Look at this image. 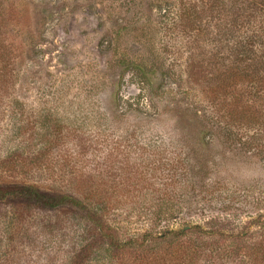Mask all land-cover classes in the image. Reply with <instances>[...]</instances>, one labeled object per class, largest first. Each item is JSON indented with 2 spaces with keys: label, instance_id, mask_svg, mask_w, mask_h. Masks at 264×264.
Segmentation results:
<instances>
[{
  "label": "rangeland",
  "instance_id": "374dc122",
  "mask_svg": "<svg viewBox=\"0 0 264 264\" xmlns=\"http://www.w3.org/2000/svg\"><path fill=\"white\" fill-rule=\"evenodd\" d=\"M211 3L0 0V186L102 197L121 244L185 233L159 249L102 244L81 264H264V149L220 131L229 94L211 92L213 46L196 43L229 21ZM16 156L31 163L17 180ZM16 213L0 204V264H75L84 227L70 212L52 214L69 228L52 236ZM185 243L202 258L182 257Z\"/></svg>",
  "mask_w": 264,
  "mask_h": 264
},
{
  "label": "trees",
  "instance_id": "16d2710c",
  "mask_svg": "<svg viewBox=\"0 0 264 264\" xmlns=\"http://www.w3.org/2000/svg\"><path fill=\"white\" fill-rule=\"evenodd\" d=\"M228 6L229 9L225 11L224 7ZM208 10L210 13L226 16L229 20L225 23L207 25L208 34L204 36L208 35V38H211L210 42L207 43L200 38H197L196 42L197 46L206 43V46L214 48V51L213 48L211 52L208 51L212 58L209 64L213 65L217 73L213 78L216 88L211 92L213 91L215 97L229 94L224 98L226 102L224 119L227 124H224L223 128L226 130L220 129V131L228 134L231 140L234 138L233 141L237 139L236 136H240L241 143L236 142V144L243 149H264V0H212ZM184 28L193 30L190 25H184ZM241 31L244 32L243 35L238 36ZM201 48L202 54L207 52L206 47ZM232 123H235V128L227 126ZM250 127L254 128L253 135L249 133ZM55 137L54 134L53 139L51 138L54 143L57 142ZM46 153L48 152L31 153L33 164L44 162ZM262 154L264 155V151ZM5 164L7 171L16 180L31 166V163H26L25 158L22 157ZM72 190L70 193H63L56 188L46 189L38 185L0 186V204L17 211L14 216L18 228L20 223L34 222L37 230L49 236L53 235L59 224L65 225L62 221L57 222L53 219L52 214L63 210L70 212L75 226L79 224L84 227L82 240L85 246L76 254L75 264H81L82 259L84 260L88 254L94 255L102 244H107L114 252H121L131 246L146 245L150 240L159 249L164 243L178 244L185 236L183 231H167L157 238L147 234L141 244L138 243L140 240L135 239L121 244L118 238L120 230L112 226L105 215L110 202L97 195V198L82 199L76 189ZM67 229L69 228L65 225L63 230ZM195 229L198 230L197 234H201L199 227ZM26 235V233L22 234V237L26 238ZM65 236L63 235L64 241H66ZM11 246L13 247L12 244ZM197 246L194 243L193 250ZM179 249L182 257L192 261L203 256V253L196 252L199 249L192 251L190 244L188 246L186 243L182 244ZM177 252L174 259L178 256Z\"/></svg>",
  "mask_w": 264,
  "mask_h": 264
}]
</instances>
